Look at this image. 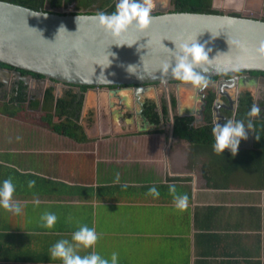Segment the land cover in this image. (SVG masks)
<instances>
[{
	"label": "crops",
	"instance_id": "obj_1",
	"mask_svg": "<svg viewBox=\"0 0 264 264\" xmlns=\"http://www.w3.org/2000/svg\"><path fill=\"white\" fill-rule=\"evenodd\" d=\"M57 85L42 92L32 83L22 106L0 97V181L13 180L22 205L19 215L0 208V264H61L49 249L80 225L100 238L79 254L116 252L118 264H264V149L253 130V144L241 142L233 161L214 160L175 136L172 121L113 126L118 99L95 88L80 109L73 102L68 120L80 127L70 136L58 127L67 116H57L56 103L67 90ZM169 184L188 195L184 210ZM153 186L158 198L146 195ZM45 212L57 216L52 228L41 226Z\"/></svg>",
	"mask_w": 264,
	"mask_h": 264
},
{
	"label": "water",
	"instance_id": "obj_2",
	"mask_svg": "<svg viewBox=\"0 0 264 264\" xmlns=\"http://www.w3.org/2000/svg\"><path fill=\"white\" fill-rule=\"evenodd\" d=\"M212 8L217 9L214 2ZM173 9L171 0L158 4L146 30L140 31L133 25L114 39L91 19L97 12L35 10L0 0V63L13 68L0 66V75L7 79L13 73L28 86L32 84L31 78L21 75L19 70L41 75L36 81L42 92L45 83L54 88L57 84L130 86L138 100L156 83L185 82L162 73L160 68L173 59L175 44L196 39L206 51L211 50L209 59L216 56L205 65L206 79L234 71L264 72V58L256 53L264 42V20L226 12ZM61 26L66 31L61 29L58 34ZM227 39L239 42V46L229 47ZM125 43L133 46L115 45ZM159 113L163 123L161 109ZM140 115L146 119L142 112Z\"/></svg>",
	"mask_w": 264,
	"mask_h": 264
},
{
	"label": "clouds",
	"instance_id": "obj_3",
	"mask_svg": "<svg viewBox=\"0 0 264 264\" xmlns=\"http://www.w3.org/2000/svg\"><path fill=\"white\" fill-rule=\"evenodd\" d=\"M152 10V0H116L115 10L111 14L100 11L91 17V19L95 20L97 25L105 32L110 33L114 39H118L133 25L140 31L146 30L153 19L151 16ZM78 19L79 17H77V21ZM61 29L65 30V28L61 26L58 30V34ZM227 43L229 47L231 44L239 46V42H232L228 39ZM115 45L133 46V44L129 45L126 43ZM210 51V49L206 51L204 45L199 44L197 39L195 42H184L179 45L175 44L173 59L169 62H165L161 66L160 71L165 74L170 73L174 79L179 81L190 82L200 87L206 86L207 80L204 73L208 71V68L205 67V65L216 58L215 56L209 59ZM256 53L264 58V42L256 49ZM197 69H199V71H197ZM234 70L236 69L234 68ZM259 114L260 108L256 105H253L247 113L250 118L258 116ZM164 122L163 119V124ZM252 129L253 124L251 119H249L247 125L243 120L232 119L226 120L223 124L216 123L212 128V136L214 138V143L212 145L213 151L218 155H223L227 149L231 155L235 157L238 153L241 141L248 139V132ZM116 180L117 182L119 181V173H116ZM33 185L34 181H29L28 186L32 187ZM123 187L126 188L127 185H123ZM168 190L169 194L173 196L176 208L184 210L188 205V195L178 193L175 184H169ZM15 191L16 186L11 178L0 181V208L19 215L22 212V205L19 202L13 201L12 197ZM146 195L158 198L160 192L153 186L149 188ZM40 220L42 221V227L52 228L57 221V216L55 213L45 212L41 215ZM99 238L95 228H90L87 225H80L78 229L72 233L71 241L62 239L50 247L49 258L51 260H59L61 264H118L119 255L116 252H113L110 258L101 255L97 251L88 252L86 255L79 254L81 248H93Z\"/></svg>",
	"mask_w": 264,
	"mask_h": 264
},
{
	"label": "flooded vegetation",
	"instance_id": "obj_4",
	"mask_svg": "<svg viewBox=\"0 0 264 264\" xmlns=\"http://www.w3.org/2000/svg\"><path fill=\"white\" fill-rule=\"evenodd\" d=\"M249 1H251L250 4L248 3ZM237 2L238 3L231 6L232 10L223 12L264 20V7L261 5V3L264 2L263 0H247L244 4L242 2H245V0H237ZM160 3L163 4L165 2L159 1V3H156V1L152 0L153 8L155 9ZM218 11L222 12L221 10ZM0 66L2 65L0 64ZM2 67L13 69L7 66ZM19 72L21 75L29 76L32 80L30 83H37L36 79H41V77H35L29 72L26 74H22L21 70H19ZM5 79L6 78L0 75V97H2V93L10 94L11 96L19 89L24 92L25 88L28 86L25 85L24 82L18 81L16 75L13 73L8 74L7 79ZM206 80L209 84H206L204 88L195 86L190 82H171L165 85L156 83L153 88L150 86L147 92L142 94L138 100L135 98L134 92L130 86H111L107 89L110 90L111 95L118 99L113 106H116V109L112 112L114 117L113 126L122 125L121 127L125 128H133L136 125L140 127L154 126L145 115L146 105L151 101L156 104L158 112L161 109L162 102H166L168 109L170 105V110L173 113L172 117L175 115L193 116V122L196 124H223L229 119L236 120L241 98L247 93L252 97L253 105L260 108V114L252 117V119L264 117V72L234 71L207 78ZM95 88L97 87L63 84L62 89L77 93V98L74 100V107H76L79 101H81V106H83L85 97L92 94ZM201 88L203 89L200 92ZM36 90L39 89L36 88ZM159 90H161L160 95L158 93ZM80 92L81 96L79 97ZM211 93H213V99L210 107L211 119L209 120V117L205 115L207 97ZM172 99L175 100L174 106H172ZM157 100L160 102L159 105L157 104ZM141 112L145 115L146 119H143L140 115ZM253 141L254 138L252 134L248 136L247 140H242L241 142L244 144L248 143L245 145H252Z\"/></svg>",
	"mask_w": 264,
	"mask_h": 264
},
{
	"label": "trees",
	"instance_id": "obj_5",
	"mask_svg": "<svg viewBox=\"0 0 264 264\" xmlns=\"http://www.w3.org/2000/svg\"><path fill=\"white\" fill-rule=\"evenodd\" d=\"M12 3H17L35 10H44L46 7H49L51 10L59 9L67 7L69 4L74 3L75 11L72 13L79 12H100L103 11L105 13H112L115 10L116 0H5ZM213 0H171V3L174 6V11H188V12H209V13H218L217 9L212 8ZM234 15V14H233ZM2 66H7L3 63H0ZM9 67V66H7ZM22 74L28 73L27 71L21 70ZM35 77H41V75H37L31 73ZM52 87H48L45 91L44 102L47 104L53 101L54 95L52 92ZM26 94L21 89L17 90L15 94H13L12 101L16 102L17 105L22 106L26 102ZM77 98V93L68 90L63 98H59L56 103V110L58 117H62L64 115L67 116V119L62 124H59V128L67 129V133L70 136L73 135L72 129H78L80 126L74 124L72 121L68 120V113L73 108V102ZM213 99V93L209 94L207 97V108L206 115L211 119V103ZM175 105V100L172 99V106ZM253 102L250 94H246L241 98L240 105L237 110L236 120H243L247 125L249 119L253 124L254 138L256 149L262 150L264 149V117H259L257 119H252V117H248L247 113L252 108ZM81 101H79L76 105V109H80ZM20 107H18L19 109ZM17 109V110H18ZM16 110V111H17ZM162 116L164 121L167 119L169 115V109L166 102L161 103ZM10 112V113H14ZM145 115L151 121V123L159 127L161 125V115L158 112V108L156 104L151 101L148 102L145 109ZM193 116H180L175 115L173 117V134L180 138L186 139L192 144L196 146V148H201L204 150H208L212 155V159L221 160L224 162L233 161L234 158L229 151L223 153V155H218L213 151L212 145L214 143V138L212 136V128L214 125L207 123L196 124L193 122ZM258 144V145H257ZM230 163V162H229Z\"/></svg>",
	"mask_w": 264,
	"mask_h": 264
},
{
	"label": "rangeland",
	"instance_id": "obj_6",
	"mask_svg": "<svg viewBox=\"0 0 264 264\" xmlns=\"http://www.w3.org/2000/svg\"><path fill=\"white\" fill-rule=\"evenodd\" d=\"M155 1V0H154ZM160 2H166L167 0H157L156 3H159ZM247 0H245V2H242L243 4L246 3ZM264 1V0H263ZM214 2V5L215 7L218 9V10H221L222 12L223 11H229V10H232V5H235L237 2V0H213ZM212 2V3H213ZM249 4L251 3V1L248 2ZM261 5L264 7V2L261 3ZM262 7V8H263ZM75 8H74V3L72 4H69L67 7H64V8H60V9H57V11H67V12H72L74 11ZM172 89V88H171ZM159 95L161 94V90L158 91ZM169 115L167 117V119L165 120L164 122V128H170L171 127V121H172V115L173 113L171 112L170 110V105H169Z\"/></svg>",
	"mask_w": 264,
	"mask_h": 264
}]
</instances>
